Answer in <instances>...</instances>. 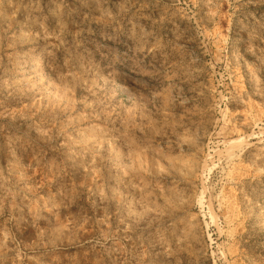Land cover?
<instances>
[{"label":"rangeland","instance_id":"rangeland-1","mask_svg":"<svg viewBox=\"0 0 264 264\" xmlns=\"http://www.w3.org/2000/svg\"><path fill=\"white\" fill-rule=\"evenodd\" d=\"M0 264H264V0H0Z\"/></svg>","mask_w":264,"mask_h":264},{"label":"bare ground","instance_id":"bare-ground-1","mask_svg":"<svg viewBox=\"0 0 264 264\" xmlns=\"http://www.w3.org/2000/svg\"><path fill=\"white\" fill-rule=\"evenodd\" d=\"M132 84H134L136 87L145 88L146 83L142 80H132Z\"/></svg>","mask_w":264,"mask_h":264}]
</instances>
